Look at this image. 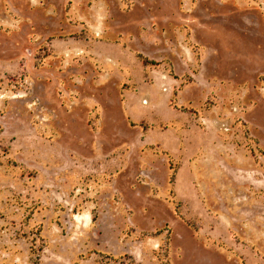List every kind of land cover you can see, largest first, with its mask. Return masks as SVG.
Instances as JSON below:
<instances>
[{
  "label": "rangeland",
  "instance_id": "374dc122",
  "mask_svg": "<svg viewBox=\"0 0 264 264\" xmlns=\"http://www.w3.org/2000/svg\"><path fill=\"white\" fill-rule=\"evenodd\" d=\"M0 264H264V0H0Z\"/></svg>",
  "mask_w": 264,
  "mask_h": 264
},
{
  "label": "trees",
  "instance_id": "16d2710c",
  "mask_svg": "<svg viewBox=\"0 0 264 264\" xmlns=\"http://www.w3.org/2000/svg\"><path fill=\"white\" fill-rule=\"evenodd\" d=\"M140 58V60L142 61V63L147 66V65H156L157 63L149 60L148 58L144 57L143 55L139 54L138 56ZM172 180H174V175L172 176ZM172 194L174 195V191H172Z\"/></svg>",
  "mask_w": 264,
  "mask_h": 264
}]
</instances>
